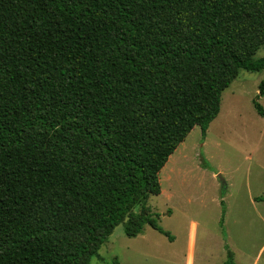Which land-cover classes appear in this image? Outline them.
<instances>
[{
	"label": "trees",
	"instance_id": "obj_1",
	"mask_svg": "<svg viewBox=\"0 0 264 264\" xmlns=\"http://www.w3.org/2000/svg\"><path fill=\"white\" fill-rule=\"evenodd\" d=\"M263 45L264 0H0V264H91L121 223L169 236L160 172Z\"/></svg>",
	"mask_w": 264,
	"mask_h": 264
},
{
	"label": "rangeland",
	"instance_id": "obj_2",
	"mask_svg": "<svg viewBox=\"0 0 264 264\" xmlns=\"http://www.w3.org/2000/svg\"><path fill=\"white\" fill-rule=\"evenodd\" d=\"M263 79L241 71L207 136L196 127L160 172L162 193L148 207L169 236L146 225L129 238L121 223L91 264H224L229 252L235 264H264Z\"/></svg>",
	"mask_w": 264,
	"mask_h": 264
}]
</instances>
